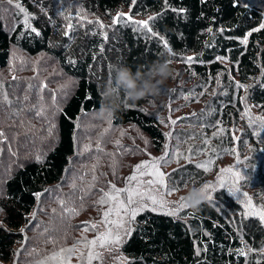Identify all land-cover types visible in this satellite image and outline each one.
Here are the masks:
<instances>
[{"label":"trees","instance_id":"trees-1","mask_svg":"<svg viewBox=\"0 0 264 264\" xmlns=\"http://www.w3.org/2000/svg\"><path fill=\"white\" fill-rule=\"evenodd\" d=\"M16 1L36 15L33 28L39 35L23 26L12 34L0 22V72L10 67L13 48L18 47L30 59L43 54L56 59L73 83L60 106L53 104V110L44 105L31 115L21 108L14 116L10 115L14 125L10 127L9 138L14 140L8 146L17 160L12 163V156L5 148L3 153L7 154L2 156L0 166L3 163L8 166L5 170L12 168L2 179L0 264H15L17 250L21 247L26 250L37 242V238L28 236L37 226L36 219L31 217L53 189L65 184L73 162L79 158L80 123L103 114L108 118L106 127L111 135L105 145L109 141L119 145L121 141H114L115 132L128 129L138 131L156 153L164 152L167 134L154 105L158 95L135 105L128 102V106L123 92L110 99L103 96L105 85L118 65H126L133 72H147L153 64L165 63L171 73L173 63L185 60L190 77L207 80L230 73L242 91L248 88V99L238 108L220 103L217 108L220 122L233 124L242 120L249 107L259 115V122H255L253 133L246 127L250 123L242 121L250 134L242 149L249 144L258 152L264 148V139L259 138L264 133L261 124L264 122V28L260 27L264 24V11L258 5L246 0H241L239 5L235 0H135V4L132 0H78L86 11L100 18H112L131 7L134 16H151L154 36L138 37L130 28L115 24L105 39L99 28L77 26L67 30V19L64 15V18L57 16L51 0ZM245 2L248 8L243 7ZM245 39L246 44L242 43ZM189 57L191 62L187 61ZM25 65L29 69L27 61ZM145 108L147 114L140 111ZM92 131L90 137L94 141L98 132ZM120 168L124 169L125 165ZM255 179L260 185L247 181L244 185L264 203L262 167L254 174ZM257 189L263 192L258 194ZM78 190L73 195L76 198L83 193ZM55 197L67 195H53L51 203L60 202ZM228 199L230 207L224 203V194H219L212 201L189 205L176 216H169L163 210L141 212L131 225V234L119 245V260L114 264H264V259L257 262L249 252L256 249L263 253L264 229L253 219L239 225L238 216L247 210L240 201ZM41 229L46 230L44 226ZM52 232L49 229L46 234L47 241L53 240ZM120 234L123 236L122 231ZM241 250L245 255L240 254ZM111 259L112 256L108 257V262Z\"/></svg>","mask_w":264,"mask_h":264},{"label":"rangeland","instance_id":"rangeland-1","mask_svg":"<svg viewBox=\"0 0 264 264\" xmlns=\"http://www.w3.org/2000/svg\"><path fill=\"white\" fill-rule=\"evenodd\" d=\"M246 1L249 4L258 5L264 11V0ZM51 2L55 6L57 16L64 18V15L67 19V30H73L77 26L79 29L99 28L108 38L115 24H119L130 28L138 37L154 36L151 16H134L130 13L132 7L122 11L120 14L124 15L114 23L117 14L111 16L112 18L94 16L86 11L78 0H51ZM17 4L21 5L25 11L21 12L16 7ZM34 6L37 5L34 4ZM25 12L33 28L35 14L16 0H11V2L0 0V22L8 26L12 34L22 26L30 29L24 23ZM125 16H131L132 21L147 22L148 28L132 21H126ZM149 28L151 31L148 30ZM12 55L10 67L0 72V133H2L0 135V162H2V156L7 153L12 156L8 146L14 140L9 138L11 136L10 127L14 125L11 116L17 114L19 108L29 115L39 111L44 105L53 110V104L60 106L73 83L71 77L62 70L59 62L54 58L50 59L48 55L43 54L30 59L18 47L13 48ZM26 61L30 64L29 69L25 65ZM185 63V60L182 63H173L172 71L160 86L158 99L154 103L157 117L167 134L164 152L156 153L146 139L143 136L140 137L138 131L128 129L115 132L114 141H121L119 145L112 141L105 145L106 139H109L111 135L106 127L109 125L108 118L103 114L94 115L80 123L81 128L77 135L80 156L73 162L65 178V184L53 189L49 198L41 201L37 211L31 217V219H36L37 226L28 236L30 239L37 238V242L28 246L26 250H23V247L18 249L15 264H65V258L69 255L66 250L69 248H75L76 251L71 254V259L66 261V264H87V256L92 249L85 246V239L88 241L96 239L98 234L105 232L108 228L101 224V219L103 212L112 207V203L100 204L99 201L105 198V193L113 192L110 184H114L121 190L135 186V182L130 185L126 178L134 174L137 164L145 161L152 163L154 158L159 160L160 171L167 175L168 186L174 187V181L180 185V190L171 195H166L159 186H153V194H157L155 190L158 189V198L162 197L167 202L169 210L174 209L180 203L181 197L185 198L193 187L200 188L204 184H210L216 186L215 192L212 193L213 198L215 195L224 194L219 184L223 181L231 187L234 179L233 173L236 171H240L245 179L235 185L239 188V193L233 198L240 201L241 206L247 212L249 209L245 207V204L249 197L257 211L264 208L262 199L255 196L256 192L254 194L252 189L247 190L244 185L246 181L260 185L258 179L254 180V174L260 167L264 169V148H260L258 152L254 145L249 144L242 149L243 142L246 143V140L250 139L246 127H250L254 133L257 126L255 122H259L257 119L259 115H255L248 107L242 114V120H237L233 124H222L217 113L220 103L237 108L240 104L244 106L248 99V88L242 91L241 85L235 83L230 73L227 76L222 73L216 78L211 77L207 80L190 77V67ZM172 121L175 123L173 124ZM242 121L249 122L250 125L245 127ZM261 124L264 126V122ZM94 129L98 133L93 141L90 136L94 134L93 131L91 132ZM259 138L264 139V133ZM119 146L120 149H118ZM5 148L7 153H3ZM16 160L17 158L12 156V163ZM201 164L205 165L208 171L197 167ZM1 165L0 198L4 183L2 179L12 168L11 166L9 170H5L8 166L3 163ZM121 165H125V168H120ZM227 169H232L233 172L222 171ZM142 171H151V169ZM149 179L152 177L147 175L141 177L143 181ZM185 181H187L186 187L183 186ZM78 189L83 193L76 198L73 195L79 193ZM140 191H149L148 186L140 185ZM261 192L263 191L257 189L258 194ZM60 193L67 197H55V200L58 199L60 202L51 203L50 199L53 195ZM245 193L247 196L244 195ZM120 199L126 201L123 192ZM184 202L189 207L190 204L185 199ZM187 207L180 209L178 213ZM112 219H115V216ZM248 219H253L264 229V221L256 216L244 214L238 216L236 222H239V225L245 224ZM85 222L96 224L97 229L89 228L85 231ZM43 226L46 228L45 231L41 229ZM48 228L53 230L54 237L49 241L45 238L49 232ZM112 229L114 232L119 231L114 225ZM34 231H37L38 235ZM118 247L95 248L92 251L98 253L99 258H94L92 264H107L110 256L112 259L108 263L114 264L115 260H119ZM61 249L65 251L59 261L52 260L51 257L59 254ZM249 252L257 262L263 261L264 251L259 253L256 249H250Z\"/></svg>","mask_w":264,"mask_h":264},{"label":"snow or ice","instance_id":"snow-or-ice-1","mask_svg":"<svg viewBox=\"0 0 264 264\" xmlns=\"http://www.w3.org/2000/svg\"><path fill=\"white\" fill-rule=\"evenodd\" d=\"M11 2V0H9ZM237 5L241 3V0H235ZM132 4H135V0H132ZM16 7L21 11L24 12L25 10L21 7V5L17 4ZM243 7L248 8L249 5L245 2L243 3ZM183 11V10H181ZM124 14H117V17L114 18V23H116L121 16ZM126 21H132L131 16H125ZM151 19V18H150ZM136 24H141L145 28H148V24L145 21H132ZM25 26L30 28L32 32L36 33V35H39V32L31 27V24L29 23L28 14L25 12V20H24ZM101 27L103 25L101 24ZM261 28H264V24L260 26ZM151 31V29H148ZM259 30V29H257ZM209 31H211L209 29ZM251 33H249L250 35ZM105 35V39H106ZM242 43H247V40H243ZM165 47H167V44L165 43ZM170 51V49H169ZM192 58H187L188 62H191ZM140 111H143L146 113V110L141 109ZM174 124L175 121H172ZM259 134V133H257ZM2 135V133H0ZM198 168H204L205 171H208V168L201 164L197 165ZM145 169H151V171H142ZM222 171H228L233 172L232 169L222 170ZM150 176L152 179H149L147 181L141 180L142 176ZM234 179L232 182V186L229 187L227 184L223 181L219 184V188L223 191L225 200L224 203L226 206L230 207V200L228 198L235 197L239 193V188L235 185L239 184L241 180L245 179V176L241 174L240 171H236L233 173ZM130 185H132L133 182H135V186L133 187H126L125 189L121 190L116 188L114 184H110V187L113 189L112 193H105L104 199H101L99 201L100 204H106L111 202L112 207H110L108 210L104 211L102 214L101 224L108 226L107 230L103 233L98 234L96 239L93 240H86L84 241L85 246L89 247L90 249L94 250L95 248H105V247H118L124 239H126L132 232V223L135 222L136 216L139 215L143 211H151V212H158L163 210L166 212L169 216H176L178 214V211L180 209H183L187 207V204L184 202V198L181 197V201L179 204L176 205L174 209L169 210L167 208V202L162 198H158V189L155 191L157 194H153V186H159V188L163 189L166 195H171L175 191L180 190V185L176 184L174 181V187H169L167 184V175L160 171L159 168V160H156L154 158V162L149 163L147 161L141 162L140 164H137L134 169V174L126 178ZM147 185L149 191L142 192L140 191V185ZM183 186H187V181L184 182ZM201 191L206 195V200L212 201L213 195L212 193L215 192L216 186L210 185V184H204L200 187ZM123 192V194L126 197V201L120 199V195ZM39 195V194H34ZM247 196V194H244ZM245 207L249 209L248 212L245 213L246 216H256L259 218V220L264 221V208L260 209L259 211L256 210L255 206L251 203V198H248V202L245 204ZM115 216V219H112V217ZM115 226L116 229L119 231L114 232L112 229V226ZM89 228L92 230L97 229L96 224H89L88 222H85L84 224V230L88 231ZM123 232V236H121L120 232ZM79 243V242H78ZM90 250L87 256V264H92V260L94 258L98 259L99 254L95 251ZM65 250L61 249V252L59 254H54L51 259L59 261L60 256L64 253ZM69 254L65 258V264L66 261H69L71 259V254L75 253V248H69L66 250ZM264 251V250H262ZM241 255H245L243 250L240 252Z\"/></svg>","mask_w":264,"mask_h":264},{"label":"clouds","instance_id":"clouds-1","mask_svg":"<svg viewBox=\"0 0 264 264\" xmlns=\"http://www.w3.org/2000/svg\"><path fill=\"white\" fill-rule=\"evenodd\" d=\"M170 69L165 63H155L147 72L133 70L126 65H118L115 68L114 76L110 77L105 85L103 96L105 99L114 97L118 92H123L125 106L128 102L135 105L140 100H147L157 96L160 86L167 80ZM151 103V102H150ZM147 110V108H145ZM101 111L104 109L102 107ZM112 109L109 107L108 113ZM191 206H198L206 200V195L200 188H191L184 198Z\"/></svg>","mask_w":264,"mask_h":264}]
</instances>
